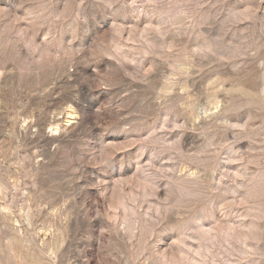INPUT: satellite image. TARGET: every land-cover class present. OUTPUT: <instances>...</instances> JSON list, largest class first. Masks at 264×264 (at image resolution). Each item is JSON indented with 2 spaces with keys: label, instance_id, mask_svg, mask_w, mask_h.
<instances>
[{
  "label": "rangeland",
  "instance_id": "rangeland-1",
  "mask_svg": "<svg viewBox=\"0 0 264 264\" xmlns=\"http://www.w3.org/2000/svg\"><path fill=\"white\" fill-rule=\"evenodd\" d=\"M0 72V264H264V0H0Z\"/></svg>",
  "mask_w": 264,
  "mask_h": 264
},
{
  "label": "bare ground",
  "instance_id": "bare-ground-1",
  "mask_svg": "<svg viewBox=\"0 0 264 264\" xmlns=\"http://www.w3.org/2000/svg\"><path fill=\"white\" fill-rule=\"evenodd\" d=\"M1 74H2V72H0V75H1ZM23 123H25V121H24ZM59 128H60V126H59V125H56L52 130L57 132ZM1 188H2V187H1ZM0 191H1V189H0ZM3 192H4V191L2 190V194H3ZM30 196H31V195H30ZM29 198H30V197H29ZM6 245H7V244H6ZM7 246H9V245H7ZM11 247H13V245H11ZM11 247H10V248H11ZM11 249H13V248H11ZM10 252H11V250H10ZM9 254H10V253H9Z\"/></svg>",
  "mask_w": 264,
  "mask_h": 264
}]
</instances>
